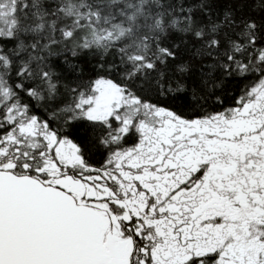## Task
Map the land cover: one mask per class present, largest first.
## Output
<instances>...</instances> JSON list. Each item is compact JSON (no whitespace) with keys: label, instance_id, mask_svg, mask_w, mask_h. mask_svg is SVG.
Instances as JSON below:
<instances>
[{"label":"snow or ice","instance_id":"obj_1","mask_svg":"<svg viewBox=\"0 0 264 264\" xmlns=\"http://www.w3.org/2000/svg\"><path fill=\"white\" fill-rule=\"evenodd\" d=\"M0 264H264V0H0Z\"/></svg>","mask_w":264,"mask_h":264}]
</instances>
